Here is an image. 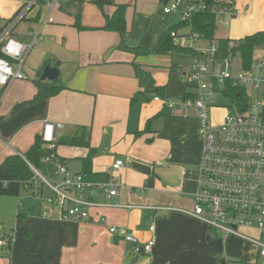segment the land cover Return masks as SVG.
<instances>
[{"label": "crops", "instance_id": "obj_1", "mask_svg": "<svg viewBox=\"0 0 264 264\" xmlns=\"http://www.w3.org/2000/svg\"><path fill=\"white\" fill-rule=\"evenodd\" d=\"M24 1L0 0V28ZM61 1L47 0V4L35 6L11 33L19 42L33 45L22 65L26 78L11 82L0 99V140L7 142L0 141V162L9 154L22 155L47 120L61 124L55 142L73 135L88 139L84 147H56L72 174H80L91 185L114 180L121 186L111 198L98 188L85 190L84 198L101 205L89 208L90 221L72 222L57 219L56 208L45 215L49 206L9 174L1 173L6 179L2 181L3 186L7 184L5 191L16 196L19 205L33 197L38 205L19 210L10 229L0 224V238L7 233L12 236L9 250L0 246V264H213L215 242L209 228L183 212L194 204L201 157L197 112L190 108L184 117L163 101L196 92L189 72L198 55L172 51L135 56L132 50L118 47V33L98 28L104 24L103 14H111L116 4H126L124 43L129 48L136 47L148 30L149 49L154 48L173 25V42L180 47L202 54L212 43L194 35L178 12L164 13L158 0L144 11H139L132 0H70L75 2L71 14L39 25L42 10L46 15L49 12L48 2H55L52 13L62 7ZM232 6L238 13L227 23H217L215 38L239 39L264 30V0H233ZM77 10L80 15L74 14ZM77 20L83 29L77 28ZM45 61L58 69L57 81L63 88L54 96L33 100V79ZM147 76L156 86L165 87V97L150 93L147 101L131 105L134 94L147 91ZM213 110L218 111L219 119L211 120L222 121L225 110L210 112ZM115 160L123 162L119 169L110 168ZM42 161L51 179L34 169L55 183L57 162ZM43 191L50 194L47 188ZM99 217L105 218V224L99 223ZM151 222L155 224L151 253L134 254L132 244L125 242L121 233L127 231L142 243L150 237ZM109 226L119 232L110 233ZM239 240L253 248L255 257V246Z\"/></svg>", "mask_w": 264, "mask_h": 264}, {"label": "built area", "instance_id": "obj_2", "mask_svg": "<svg viewBox=\"0 0 264 264\" xmlns=\"http://www.w3.org/2000/svg\"><path fill=\"white\" fill-rule=\"evenodd\" d=\"M37 1L25 0L15 15L0 28V99L11 82L26 77L22 65L33 43L25 45L11 33L37 6ZM55 2H48L49 12L41 25L53 21L50 13ZM209 9L203 0H169L162 6L164 13L178 12L184 21ZM211 10L216 12L217 23H227L238 13L233 6ZM215 51L216 45L212 43L205 53L197 56L189 72L196 86L194 98L163 99L169 109L180 111L184 117L188 116L186 111L190 108L197 112L201 157L194 204L191 210L183 212L216 230L225 240L232 236L254 245L256 257L261 260L260 264H264V62L252 59L246 68H242L237 60L235 63L240 71L233 72L229 68L234 59H214ZM226 83L240 89L242 101L239 106L229 105V112L222 121L215 123L211 120L206 99L212 93L224 96L222 89ZM154 100L160 98L154 97ZM60 127L61 124L43 121L40 137L49 148L54 147L55 132ZM51 159L47 157L44 160ZM122 165V160H115L110 168L119 169ZM31 169L35 176L24 183L23 188L50 207L45 215H50L51 209L56 208V218L63 221L91 220L89 208L101 204L84 198L85 190L98 188L106 198H111L118 194L121 186L114 180L91 185L80 174H72L66 166L58 163L54 169L55 183L47 181L33 167ZM43 188L49 189L50 194H46ZM98 221L105 224L104 217H99ZM108 231L117 234L119 229L109 226ZM148 231L150 237L142 243L127 231H123L121 237L132 244L134 254L149 255L155 239L154 222L149 224ZM11 237L7 233L0 238V246H5ZM242 261L239 257H229L227 264H242Z\"/></svg>", "mask_w": 264, "mask_h": 264}, {"label": "trees", "instance_id": "obj_3", "mask_svg": "<svg viewBox=\"0 0 264 264\" xmlns=\"http://www.w3.org/2000/svg\"><path fill=\"white\" fill-rule=\"evenodd\" d=\"M169 0H158L159 4L163 6ZM209 6V10L197 13L190 20H186L184 23L190 25L191 32L197 35L199 38L208 40L216 45V51L214 59L229 57L236 59L241 63L242 68H246L252 61L253 54L257 48L264 47V30L254 32L239 39L229 38H215V30L217 26L216 12L211 9H218L219 7H231L233 0H203ZM127 9L126 4H116L111 14H103L104 24L98 29L104 31L116 32L120 36V42L118 47L124 49H130L135 56L147 55L151 53L156 54H168L172 51H178L184 54L201 55L193 51L191 48L180 47L173 42L172 33L176 30V25L169 27L159 38L157 45L149 49V40L151 37V31L148 30L145 35L142 36L139 44L134 48H129L125 45L124 36L127 32V24L125 20V12ZM77 28H82L81 25L76 22ZM49 61H45L44 65L38 70L37 78L33 79V84L36 87V93L33 100L41 98H48L54 96L58 91L63 88L57 80L46 82L40 81L39 76L42 68L48 64ZM147 91L137 92L130 99V104L138 102H144L148 100V94L156 93L161 95V99L165 97V87L156 86L153 80L147 76ZM222 93L228 100V106L231 104H237L239 106L242 101L241 91L238 87H232L230 83L224 85ZM194 94H185L183 99L194 98ZM59 145L67 146H80L84 147L88 145V139L82 135H73L70 137H63L59 141L54 143L53 148H49L39 135H35L32 144L22 154H9L4 157L0 162V172L9 174L11 179L18 184L23 185L26 182H30L35 176L31 167L37 168L42 160L49 157L56 161L58 164L66 166L67 160L61 158L56 153V147ZM12 238L6 243L7 250L10 249ZM242 264H257L255 262L242 261Z\"/></svg>", "mask_w": 264, "mask_h": 264}, {"label": "rangeland", "instance_id": "obj_4", "mask_svg": "<svg viewBox=\"0 0 264 264\" xmlns=\"http://www.w3.org/2000/svg\"><path fill=\"white\" fill-rule=\"evenodd\" d=\"M110 1H115V0H110ZM129 1V0H127ZM152 1L154 0H132V3L136 6V8L139 11H144L147 10L148 7L152 4ZM46 2V3H45ZM62 7L55 8L52 13H51V18L53 19L54 22L58 21V18L60 16L67 17L69 14H71V8L75 5L74 1L70 0H62ZM60 2V3H61ZM79 3V2H78ZM41 4H47V0H38L37 1V6ZM61 5V4H59ZM102 8H106L107 6L101 5ZM162 9V6H161ZM81 14L80 11H76L74 14ZM133 11L130 10V18L132 17ZM28 16V15H27ZM26 16V17H27ZM46 16V10H42L41 15H40V20H39V25H41L42 19ZM77 16V15H76ZM26 17H23L22 20L26 19ZM39 32V31H38ZM253 60L255 61H263L264 62V48H257L253 54L252 57ZM190 64H191V59H189ZM236 59L232 62V65L230 66L229 70L233 72H239L240 67L235 63ZM188 63V66H190ZM221 65V64H219ZM26 78V77H25ZM24 78V79H25ZM206 103L209 107V112L210 109H224L225 114L229 112L228 108V100L225 96H221L216 93H212L209 95L206 99ZM211 118L213 117L214 119H219L217 117L218 111L213 110V112H210ZM1 142H4L7 144L5 140H0ZM1 146H0V158L3 156L1 152ZM44 161H42V165L40 162V165L37 167V171L41 173L43 176L47 177L48 179H51L50 175L47 174V171L43 167ZM7 175L6 173L0 172ZM0 176V224L3 225L4 229H10L12 227V224L14 220L17 217V214L20 212L19 210L29 207V208H34L35 206L38 205V199L36 197L30 198V199H25L23 200V203L20 205L18 204L16 196L10 195L5 191L7 184L2 185V181H6V179L3 176ZM22 188H20V194H22ZM208 232L210 235H212V241L215 242L213 245V248L211 251L213 254V259L212 263L213 264H227V259L229 257H239L242 256V259L245 260H253L252 262H255L257 264H260L261 260L257 258L256 256L254 257L253 255V248L249 246L248 244L244 243L243 241L236 239V238H227L226 244H224V236L218 235V232L214 229H208ZM2 235V230H0V236ZM240 258V257H239Z\"/></svg>", "mask_w": 264, "mask_h": 264}, {"label": "water", "instance_id": "obj_5", "mask_svg": "<svg viewBox=\"0 0 264 264\" xmlns=\"http://www.w3.org/2000/svg\"><path fill=\"white\" fill-rule=\"evenodd\" d=\"M99 2H108V0H99ZM59 76V71L55 66H51L50 64L45 65L39 76L40 81H55Z\"/></svg>", "mask_w": 264, "mask_h": 264}]
</instances>
